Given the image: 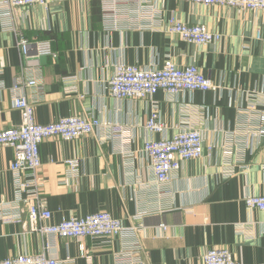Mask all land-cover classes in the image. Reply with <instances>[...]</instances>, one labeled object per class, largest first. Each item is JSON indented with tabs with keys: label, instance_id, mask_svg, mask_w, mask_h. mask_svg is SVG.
<instances>
[{
	"label": "crops",
	"instance_id": "1",
	"mask_svg": "<svg viewBox=\"0 0 264 264\" xmlns=\"http://www.w3.org/2000/svg\"><path fill=\"white\" fill-rule=\"evenodd\" d=\"M46 2L0 9V130L21 123L10 92L19 79L37 82L24 93L38 124L76 115L108 123L77 140L40 144L41 199L52 213L50 224L105 212L136 228L110 239L57 238L48 254L74 264H203L208 250L226 248L240 264H264V212L248 210L243 201L264 195V12L184 0ZM171 16L204 25L220 39L186 43L164 31ZM13 29L32 43H49L52 55L31 51L21 61ZM166 60L198 67L220 88L154 96L167 137L190 128L204 138L203 155L159 185L142 152L147 139L159 138L144 128L150 105L112 98L107 83L116 65L161 68ZM72 159L76 173L66 165ZM12 160V149L0 146V203H7L0 215V260L36 255L45 246L19 220L26 216ZM133 249L135 258L117 259Z\"/></svg>",
	"mask_w": 264,
	"mask_h": 264
},
{
	"label": "built area",
	"instance_id": "2",
	"mask_svg": "<svg viewBox=\"0 0 264 264\" xmlns=\"http://www.w3.org/2000/svg\"><path fill=\"white\" fill-rule=\"evenodd\" d=\"M191 4L206 7L231 8L237 11L264 12V0H184ZM31 5L47 6L46 0H0V9H24ZM8 13V12H7ZM15 47L22 60L31 53L36 56L52 55L49 43L30 42L21 31L13 29ZM164 31L177 35L182 41L199 46L219 41L220 36L211 33L204 25H189L171 16ZM36 88L34 79L17 80L11 92L12 108L19 111L21 123L13 128L0 130V146L13 151L10 171L14 176L20 209L26 219L21 221L24 229L38 233L44 240L42 253L18 255L0 260V264H74L66 258L58 261L48 252L54 241L60 239H110L124 236L136 228L125 227L120 220L110 214L100 212L81 218L63 219L58 224H50L52 213L45 207L40 193L39 170L42 167L39 147L50 138L73 141L80 137L103 131L108 123L99 119L80 115L60 118L48 124H38L35 120L34 106L24 93V88ZM109 95L116 100L142 101L150 105V115L144 125L146 132L159 138L144 142L142 152L148 157L151 171L159 185L168 183L185 161L199 159L204 153V138L198 129H180L172 137H167V125L161 120L158 103L154 96L163 92L174 97L182 92H216L219 86L206 78L201 70L193 65L179 68L171 60H166L161 68H143L119 64L113 77L107 83ZM0 89L2 85L0 84ZM103 139V136H101ZM66 165L72 173L77 171V161L67 160ZM244 204L248 210L264 212V195L245 196ZM7 203H0V215ZM14 217H11L13 219ZM82 253L81 255H83ZM138 254L136 250H126L117 259L130 260ZM203 264H240L232 252L226 248L208 250L202 257ZM121 262V261H120Z\"/></svg>",
	"mask_w": 264,
	"mask_h": 264
}]
</instances>
